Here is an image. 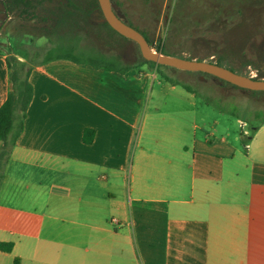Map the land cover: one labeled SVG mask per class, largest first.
<instances>
[{
	"label": "crops",
	"instance_id": "obj_1",
	"mask_svg": "<svg viewBox=\"0 0 264 264\" xmlns=\"http://www.w3.org/2000/svg\"><path fill=\"white\" fill-rule=\"evenodd\" d=\"M54 63L30 73L33 98L0 186V242L12 244L0 264H264V122L241 149L176 120L177 135L151 152L139 135L140 76Z\"/></svg>",
	"mask_w": 264,
	"mask_h": 264
},
{
	"label": "rangeland",
	"instance_id": "obj_2",
	"mask_svg": "<svg viewBox=\"0 0 264 264\" xmlns=\"http://www.w3.org/2000/svg\"><path fill=\"white\" fill-rule=\"evenodd\" d=\"M111 1L124 20L126 12L127 20L142 30L151 31L155 52H160L162 47L165 54L218 62L248 77H256L259 73L264 77V0H194L187 8L175 7L180 0L144 1L158 8L154 9L151 23L144 19L143 12L137 11L142 4L137 3L135 7L133 0ZM142 8L148 10L149 7ZM51 9L55 12L50 13ZM70 10L66 4L59 5L58 0H54V4L46 1L34 16L31 11L28 14L6 13L0 4V55H16L21 62L35 66L57 44L64 47L77 44L85 53L97 51L101 46L124 53L132 43L104 26L102 17L76 16L81 22L77 32L66 28L57 38L53 26L57 20L68 21L73 17ZM136 57L134 54L124 61L136 63L139 61ZM52 65L69 68L78 75L95 73L87 65L76 66L67 61ZM132 71L143 81L141 84L138 79L139 85L147 86L141 105L139 135L143 134L151 152L164 150V145L157 140L164 143L177 135L176 120L191 129L195 123L203 127V132L195 130L200 140L214 141L224 136L241 149L245 138L253 134V128L264 122V91L241 89L224 81L218 83L206 73L172 67H162L158 71L153 65L142 64ZM189 103L196 108L185 109L184 106L191 107ZM216 121L217 131H214L211 126ZM191 134H194L193 129Z\"/></svg>",
	"mask_w": 264,
	"mask_h": 264
},
{
	"label": "trees",
	"instance_id": "obj_3",
	"mask_svg": "<svg viewBox=\"0 0 264 264\" xmlns=\"http://www.w3.org/2000/svg\"><path fill=\"white\" fill-rule=\"evenodd\" d=\"M46 1H48L50 4H54V0H0V4L6 13L28 14L31 11V15L35 16L38 14L36 10L39 8V6L41 7L43 5V2ZM133 1L136 4L135 7H137V3L142 4L140 8H137V11L143 12L144 19L148 21V23H151L153 21L154 9L158 10V8L145 4L144 1L151 2L152 0ZM193 1L194 0L182 2L180 0L179 2H176L175 7H179L182 5L186 8L191 7ZM58 2L59 5L66 4L67 6H69L71 8V15L74 16L71 17L68 21L64 19L56 21V25L53 26L52 31L53 34L57 35V38L60 36L62 30H65L66 28L76 30L77 32L78 27L81 26V22L77 19L76 16L85 18L104 17L98 0H58ZM35 3H37L38 5H36ZM143 6L149 7L148 10L142 8ZM49 12L53 13L55 11L51 9ZM188 15V18L191 19L192 14L190 15V11ZM125 17L127 19L129 18L126 12ZM127 19H125V22L140 31L148 40L151 48H155L151 42V31L148 29L142 30ZM102 24L106 27H109L119 37L123 38L126 41L132 42V40L120 35L114 29H112L106 21H104ZM78 46L79 45L77 44H70L67 47H64L61 46V44H57L45 53L42 62L35 65H44L57 61H67L76 66L87 65L96 71L104 70L105 72H112L119 75H126L129 71L132 70V68L138 67L142 64L153 65L157 68L158 71H160V68L162 67H168L164 65H157L155 62L144 59L139 48L136 54L139 61L136 63L128 64L124 61V53H117L111 48L101 46V49H98L97 51L95 50L85 53L84 51L79 50ZM104 49H107V51ZM159 50L160 52L164 53V49L162 47L159 48ZM6 60L9 69L10 90L7 100L0 108V186L5 178L6 167L13 153V149L16 145L17 139L23 132L27 110L33 98V86L29 80V77L34 65L21 62L16 55H10ZM197 60L204 61V59ZM216 64L220 65L218 62H216ZM253 78L263 79L264 77L260 76L259 73V75ZM93 136L94 131L86 129L83 134V141L87 144L91 143L93 141ZM0 250L7 252L11 251L12 244L0 242Z\"/></svg>",
	"mask_w": 264,
	"mask_h": 264
},
{
	"label": "water",
	"instance_id": "obj_4",
	"mask_svg": "<svg viewBox=\"0 0 264 264\" xmlns=\"http://www.w3.org/2000/svg\"><path fill=\"white\" fill-rule=\"evenodd\" d=\"M98 1L104 16L103 21H106L117 33L136 43L144 59L155 62L157 65H164L185 71L206 73L218 80L228 82L241 89L264 91V79H254L253 77L234 72L216 63L199 61L197 59H186L163 52L153 51L146 37L140 31L125 22L123 17L116 11L111 0ZM134 51L135 45L132 44L129 52L133 54ZM127 57L125 53L124 58Z\"/></svg>",
	"mask_w": 264,
	"mask_h": 264
},
{
	"label": "flooded vegetation",
	"instance_id": "obj_5",
	"mask_svg": "<svg viewBox=\"0 0 264 264\" xmlns=\"http://www.w3.org/2000/svg\"><path fill=\"white\" fill-rule=\"evenodd\" d=\"M132 44L135 45V51H134L133 54L129 52V50H130V46H131ZM138 48H139V46H138L136 43H134V42L132 41V43L127 47V50L124 52V54L126 53L128 57H132V56H134V54H137V50H138ZM136 58H137V57H136ZM261 70H262V69H261ZM201 73H202V72H201ZM214 78H215V77H214ZM215 80H217L218 83L223 82V81H221V80H218L217 78H215ZM224 82H225V81H224Z\"/></svg>",
	"mask_w": 264,
	"mask_h": 264
},
{
	"label": "built area",
	"instance_id": "obj_6",
	"mask_svg": "<svg viewBox=\"0 0 264 264\" xmlns=\"http://www.w3.org/2000/svg\"><path fill=\"white\" fill-rule=\"evenodd\" d=\"M256 75V74H255Z\"/></svg>",
	"mask_w": 264,
	"mask_h": 264
}]
</instances>
